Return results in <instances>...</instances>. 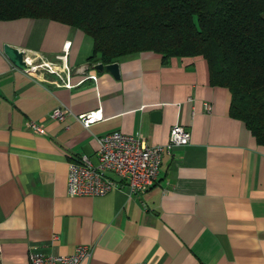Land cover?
<instances>
[{"label":"crops","instance_id":"crops-1","mask_svg":"<svg viewBox=\"0 0 264 264\" xmlns=\"http://www.w3.org/2000/svg\"><path fill=\"white\" fill-rule=\"evenodd\" d=\"M4 44L30 66L55 64L69 86L16 68ZM91 46L57 21L0 20V264H29L32 248L72 254L79 245L90 249L79 264H264V145L229 115L230 93L211 84L205 58L163 62L140 51L115 61L116 77L88 64ZM58 106L69 110L63 121L51 117ZM89 113L96 118L85 127L78 116ZM177 123L191 139L163 155L144 193L67 194L68 163L84 154L97 164L99 136L120 130L163 144Z\"/></svg>","mask_w":264,"mask_h":264},{"label":"trees","instance_id":"trees-1","mask_svg":"<svg viewBox=\"0 0 264 264\" xmlns=\"http://www.w3.org/2000/svg\"><path fill=\"white\" fill-rule=\"evenodd\" d=\"M21 17L83 31L90 66L140 51L203 56L229 115L264 145V0H0V20Z\"/></svg>","mask_w":264,"mask_h":264},{"label":"built area","instance_id":"built-area-1","mask_svg":"<svg viewBox=\"0 0 264 264\" xmlns=\"http://www.w3.org/2000/svg\"><path fill=\"white\" fill-rule=\"evenodd\" d=\"M63 57V54L56 55L58 59ZM38 68L57 74L62 83L69 86L53 63L31 65L25 71L32 72ZM91 77L95 79L94 75ZM205 109L209 110L210 106L205 104ZM68 113L66 107L58 106L52 110L51 117L63 121ZM95 118L92 113L78 116L85 127ZM27 125L34 133H45L41 123L28 121ZM190 139V130L178 123L170 128L168 141L156 145L147 144L141 135L127 134L120 130L105 133L97 138V164H93L84 154L75 156L68 163L66 192L69 196H102L126 188L127 193H144L155 182L163 155L170 154L175 147L187 145ZM89 254V247L83 245L76 247L72 254H47L32 248L29 264H79Z\"/></svg>","mask_w":264,"mask_h":264},{"label":"water","instance_id":"water-1","mask_svg":"<svg viewBox=\"0 0 264 264\" xmlns=\"http://www.w3.org/2000/svg\"><path fill=\"white\" fill-rule=\"evenodd\" d=\"M3 53L6 56V58L11 62L13 66L16 68L25 71L31 68L29 64L26 63L24 60V52L16 47H13L8 44L3 45ZM95 69L97 70H103L106 69L109 72H111L114 76H118V64L117 62H112L109 64H102L97 63L95 66ZM154 115H157V111L153 112Z\"/></svg>","mask_w":264,"mask_h":264}]
</instances>
